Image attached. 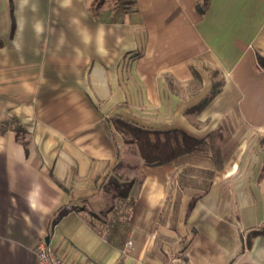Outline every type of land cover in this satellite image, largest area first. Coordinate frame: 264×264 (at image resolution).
<instances>
[{
	"label": "crops",
	"instance_id": "crops-1",
	"mask_svg": "<svg viewBox=\"0 0 264 264\" xmlns=\"http://www.w3.org/2000/svg\"><path fill=\"white\" fill-rule=\"evenodd\" d=\"M94 1L0 0V264L46 237L66 264H264V0ZM111 117L209 137L123 163ZM113 173L134 203L108 227Z\"/></svg>",
	"mask_w": 264,
	"mask_h": 264
},
{
	"label": "trees",
	"instance_id": "trees-1",
	"mask_svg": "<svg viewBox=\"0 0 264 264\" xmlns=\"http://www.w3.org/2000/svg\"><path fill=\"white\" fill-rule=\"evenodd\" d=\"M106 0H97L96 3L91 5V10H96L102 6ZM115 1V7L126 8L128 10H134L135 0H108V3ZM132 7L129 8L128 5ZM208 4V0H196V8L200 13H203ZM3 41L0 39V46ZM139 51L133 52V56H138ZM257 63L264 69V54H257ZM195 77H198L195 74ZM168 78V77H166ZM168 80V79H167ZM218 90L216 84L213 85L211 91L207 97L203 98L202 101L196 106L195 110L200 109L210 97ZM107 130L109 131L112 139L117 143L118 137L121 138V142L125 144H134L137 148V152L143 164L149 166H159L166 162L175 161L181 155L191 154L199 150L204 145L208 137L195 138L182 130H155L152 128H146L139 125L137 122L129 121L121 117H111L104 120ZM22 126H17V133L21 132ZM210 174V171H207ZM178 186L181 188L187 184L184 183L178 177ZM134 179L128 181H122L117 174L113 173L108 176L105 182L101 183L103 194L107 195L109 202L108 209L106 211L112 212V215L107 220L108 227H113L114 224L120 219L121 221L126 220L127 213L126 209L132 207L134 203V196L131 193L130 186ZM210 182L205 181V185L202 187V192L208 189ZM66 209H62V214ZM101 232L100 229H98Z\"/></svg>",
	"mask_w": 264,
	"mask_h": 264
},
{
	"label": "built area",
	"instance_id": "built-area-1",
	"mask_svg": "<svg viewBox=\"0 0 264 264\" xmlns=\"http://www.w3.org/2000/svg\"><path fill=\"white\" fill-rule=\"evenodd\" d=\"M66 209H70L67 207ZM127 246L131 247V241L127 242ZM36 264H66L54 246H51L45 240H40L35 246Z\"/></svg>",
	"mask_w": 264,
	"mask_h": 264
},
{
	"label": "rangeland",
	"instance_id": "rangeland-1",
	"mask_svg": "<svg viewBox=\"0 0 264 264\" xmlns=\"http://www.w3.org/2000/svg\"><path fill=\"white\" fill-rule=\"evenodd\" d=\"M242 137H244V136H242ZM256 142L260 147L259 149L264 150V133H260V132L256 133ZM257 148H258V146H257ZM256 154L257 153L255 152V155ZM139 158L140 157H139V154L137 152V148L133 144L129 148V150L125 152V156L123 158V163H125V162L129 163V162H133V161H134L133 163H135V161L138 160ZM114 233H116V231Z\"/></svg>",
	"mask_w": 264,
	"mask_h": 264
},
{
	"label": "water",
	"instance_id": "water-1",
	"mask_svg": "<svg viewBox=\"0 0 264 264\" xmlns=\"http://www.w3.org/2000/svg\"><path fill=\"white\" fill-rule=\"evenodd\" d=\"M45 240H47V237L45 238Z\"/></svg>",
	"mask_w": 264,
	"mask_h": 264
}]
</instances>
